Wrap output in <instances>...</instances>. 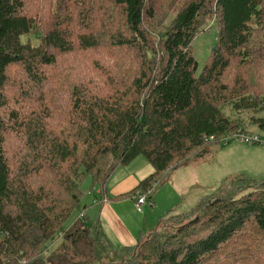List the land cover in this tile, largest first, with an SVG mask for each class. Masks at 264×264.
<instances>
[{
	"label": "trees",
	"instance_id": "trees-1",
	"mask_svg": "<svg viewBox=\"0 0 264 264\" xmlns=\"http://www.w3.org/2000/svg\"><path fill=\"white\" fill-rule=\"evenodd\" d=\"M167 6L176 13L157 33ZM212 27L197 74L193 44ZM100 48L90 80H64L60 95L58 56ZM124 52L136 68L119 65ZM263 110L264 0H0V264H222L238 236L246 247L235 264H264V181L232 177L120 249L82 206L89 179L105 202L112 176L138 156L153 171L121 196L152 194L207 145L250 123L264 129L252 115Z\"/></svg>",
	"mask_w": 264,
	"mask_h": 264
},
{
	"label": "rangeland",
	"instance_id": "rangeland-1",
	"mask_svg": "<svg viewBox=\"0 0 264 264\" xmlns=\"http://www.w3.org/2000/svg\"><path fill=\"white\" fill-rule=\"evenodd\" d=\"M176 13V9L172 11L170 6L166 7L165 17L160 21L161 26L157 33L163 29L164 26H167L173 16ZM123 20V17H121ZM115 27L120 28L118 24ZM77 26L74 25L73 29L76 30ZM123 31L125 30L122 27ZM216 28L212 27L211 29L202 33L199 37H197L193 44V54L198 63L197 74H199L208 60L214 45L216 44ZM27 39H25L26 41ZM103 56L102 49L95 50V52H73L66 55L58 56V63L55 70H53V75L56 80H59L60 83L63 84V88L61 93H64V88L66 87L64 80L69 84H73L74 82H81V79L84 77V82L86 80H90L88 77V71H92L93 65L97 63L98 59ZM125 57V58H124ZM105 59V58H104ZM122 65L123 62H127L130 67L136 68L137 60L134 58L133 54L123 53V57L120 56ZM104 63H106V67L108 68H117L118 66L110 65L109 62L105 59ZM103 64V62H102ZM62 71L64 73H60ZM19 68L11 69L9 71L11 75V79L14 81L21 79V73ZM118 69H115L113 73H118ZM232 72L234 74L241 75V69L232 68ZM90 73V72H89ZM14 93H18V90H14ZM60 95L56 103L57 108L56 111L63 112V101L60 100ZM61 104V105H60ZM226 112L229 113L228 108ZM64 113V112H63ZM231 114V113H230ZM259 118H264V110L252 113ZM245 117H249L246 116ZM247 121V120H246ZM249 132H253L256 135L264 138V129H261L258 125H248ZM11 143V141H10ZM240 143V144H239ZM249 147H255L256 150L252 151L251 154L247 150ZM253 159V161L251 160ZM264 160V144H245L239 141H230L227 144L217 145V144H209L206 147L205 152L201 156L192 157L186 163L178 165L169 171L165 177L160 180L157 185L153 189L154 200L152 195V200L155 203L154 205H158L163 203L162 208H169L170 212H165L163 215L164 219L170 217L172 215H177L180 213H187L191 210L195 209L204 199L221 193V189L223 186L229 181L232 177L245 175L248 178L253 179L256 182L264 181V165L255 167L252 163L255 161ZM246 167H252L254 169H250L247 172L243 170ZM153 171L151 164L147 161V159L143 156H138L134 159L129 165L122 166L119 168L115 174L112 176L108 186L109 189L113 190L115 186L121 181L123 188H131L141 182L146 176H148ZM233 174V175H232ZM126 179V181H125ZM92 188L90 179L83 185V190L86 192L85 198L83 200L82 206L86 205L90 202L92 197L96 196L97 188H92L91 193L88 195V191ZM133 188V187H132ZM159 190V191H158ZM157 196L158 202L155 198ZM151 196L148 197V206H144L143 212L140 213L134 207L133 203V213L136 220H139V217L145 216L149 217V211L152 208L150 199ZM97 202V200H95ZM95 202V203H96ZM124 204H115L114 208L120 209L123 211ZM87 206V205H86ZM101 206H89L85 213L91 217V219L95 220L97 218V213L100 211ZM129 215V211H126ZM80 209H78L71 220L68 223V226L73 224L80 216ZM134 217H131L132 221ZM137 223H132L131 227L137 229ZM252 227V225H248ZM241 237H236V241H232L228 246L224 248L221 252V262L222 264H235L234 256L239 253L241 255L245 252L244 248L246 244H241ZM57 242V239L54 241V244ZM58 245V243H56ZM260 250V249H259ZM235 251L236 253H231ZM257 250H253L250 252V255H255ZM249 256V255H246ZM250 257V256H249ZM246 257V259H249ZM256 256H252L248 261L254 262ZM226 261V263H224ZM22 264H26L23 262Z\"/></svg>",
	"mask_w": 264,
	"mask_h": 264
},
{
	"label": "crops",
	"instance_id": "crops-1",
	"mask_svg": "<svg viewBox=\"0 0 264 264\" xmlns=\"http://www.w3.org/2000/svg\"><path fill=\"white\" fill-rule=\"evenodd\" d=\"M247 150L250 152L249 154H251V152L256 150V149H255V147H249L248 146ZM251 160L253 161V159H251ZM252 164L255 167H257L258 165L262 167L264 165V160H261V161L256 160ZM250 169H254V168L246 167L243 171L247 172ZM148 176H146V177H148ZM125 181H126V179H125ZM122 183L123 182L120 181L115 186V188L113 190L112 189L110 190L109 186H108V200H105V202H102L101 196H100V191L97 190L96 196L92 197L90 202L86 204L87 208L89 206L90 207L91 206H101L100 211L97 213V218H99L101 220L103 228H104L111 244L116 249H120L123 247H134V246H136L145 237V235L147 233L153 232L157 228L159 223L164 219L163 215L165 214V212L171 211V210H169V208H165V209L162 208L163 203L162 204L158 203V205H154L155 203L153 202V200H154V194L156 193L155 192V193L150 195L151 200H152V195H153V200L151 202L152 208L149 211V213H150L149 217L146 218L145 216H142V217H139V220H136L134 217L133 210H132L133 203L135 204V202H136L135 197H124L123 198V196H121L127 192H130L132 189H134V186H132L133 188L132 187L131 188L130 187L129 188H123L122 186L124 185V183H123V185H122ZM155 198L158 202L159 198H157V196H155ZM95 200H97V202ZM120 203L124 204V205H119V206H123V211L120 209V207H118L117 209L114 208L115 204H120ZM148 204H150V203H148ZM148 204L146 203L144 206H148ZM144 206H143V208H144ZM127 210L129 211V215L126 212ZM142 212H140V213H142ZM86 214H87V212L85 213V215ZM131 217H134L133 218L134 221H132ZM132 223H137L138 228L134 229V227H131Z\"/></svg>",
	"mask_w": 264,
	"mask_h": 264
},
{
	"label": "built area",
	"instance_id": "built-area-1",
	"mask_svg": "<svg viewBox=\"0 0 264 264\" xmlns=\"http://www.w3.org/2000/svg\"><path fill=\"white\" fill-rule=\"evenodd\" d=\"M230 141H239L245 144H264V139L261 136L251 133L249 131H245L243 129H239L238 131L227 135L223 139V143H229ZM150 195L151 193H139L135 197V207L138 212L143 211V206L148 202V197ZM83 215L84 214L82 213L80 217L82 218Z\"/></svg>",
	"mask_w": 264,
	"mask_h": 264
}]
</instances>
